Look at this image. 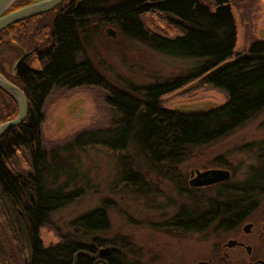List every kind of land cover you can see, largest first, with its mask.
Instances as JSON below:
<instances>
[{
  "label": "trees",
  "instance_id": "16d2710c",
  "mask_svg": "<svg viewBox=\"0 0 264 264\" xmlns=\"http://www.w3.org/2000/svg\"><path fill=\"white\" fill-rule=\"evenodd\" d=\"M34 1L20 0L10 12ZM150 13L163 25L149 28L143 18ZM107 25L160 53L197 59L199 64L165 82L115 86L85 53L91 32ZM236 43L231 0H66L0 32V73L28 101L24 123L0 139V263L93 264L100 249L110 247L107 264H128L126 254L133 251L129 240L101 236L111 228L108 201L71 223L74 238L49 248L40 239L50 215L81 196L80 190L63 192L61 185L54 189L68 175L65 154L90 145L122 153L119 182L128 193L150 192L135 169L137 157L148 172L175 185L185 201L169 222L172 230L188 234L213 227L225 233L240 227L264 194V171L254 169L242 183L215 185L200 194L186 185L179 169L194 149L231 134L264 110V40L234 59ZM22 58L14 74H8L5 65ZM195 81L222 90L227 102L208 110L163 107L164 96ZM82 87L105 92L110 125L83 131L61 146L47 145L42 130L49 97L56 89ZM17 115L16 103L0 89V125ZM131 147L136 158L127 154ZM19 156L29 169H22ZM223 165L230 168L228 162Z\"/></svg>",
  "mask_w": 264,
  "mask_h": 264
},
{
  "label": "rangeland",
  "instance_id": "374dc122",
  "mask_svg": "<svg viewBox=\"0 0 264 264\" xmlns=\"http://www.w3.org/2000/svg\"><path fill=\"white\" fill-rule=\"evenodd\" d=\"M205 1L210 3V0ZM231 3L237 25L235 59L237 54H246L253 42L264 40V0H231ZM143 19L151 29L163 25L155 13ZM85 53L105 78L120 88L165 82L199 64L197 59L166 55L130 40L114 25L100 26L96 32H91ZM19 60L5 65L8 74H14ZM32 66L39 67L37 62ZM226 102L225 92L200 81L162 98L164 108L184 111L208 110ZM45 115L42 131L49 146L64 145L83 131L105 128L111 122L105 92L93 87L56 89L47 101ZM121 154L102 145H90L65 154V159H70L68 175L60 177L54 189L61 185L63 192L80 190L81 196L54 211L48 224L40 229L45 248L74 238L71 223L108 201L111 228L101 236L108 239L121 236L129 240L133 251L126 254L128 264H251L257 259L264 260V194L249 218L230 233L210 227L202 232L183 234L172 230L169 222L183 206L185 197L173 183L148 172L132 147L127 154L136 158L135 169L145 177L150 192H126V185L119 182L118 157ZM19 159L22 169H29L23 156ZM225 162L230 168L224 167ZM179 169L189 188L191 172L195 170L227 169L233 183L246 181L254 169L264 171V110L231 134L194 149ZM205 189L198 193H205ZM247 224L254 225L249 235L243 231ZM234 239L252 246L253 256L249 257L241 248H223Z\"/></svg>",
  "mask_w": 264,
  "mask_h": 264
},
{
  "label": "water",
  "instance_id": "95a60500",
  "mask_svg": "<svg viewBox=\"0 0 264 264\" xmlns=\"http://www.w3.org/2000/svg\"><path fill=\"white\" fill-rule=\"evenodd\" d=\"M18 1L20 0H0V32L18 22L51 12L62 5L66 0H35L34 2L16 11L10 12L12 7ZM108 32L110 34L113 33L111 30H109ZM26 56L27 54H25L23 58H25ZM23 58L19 60L17 66L22 62ZM0 89L8 94L14 100L18 107L17 117L0 125L1 139L11 129L24 123L28 115V101L24 92L17 85L8 80L2 73H0ZM231 178V172L227 169H211L205 171L196 170L192 173L190 186L194 188H205L218 184L228 183L231 181ZM251 229L252 224H247L244 227V232L250 233ZM235 245V241H229L227 247L232 248ZM248 250H250V248ZM110 253V247H105L100 250L101 256H107ZM103 263L107 264L105 261H103ZM260 263L264 264V261H261ZM198 264L210 263L200 262Z\"/></svg>",
  "mask_w": 264,
  "mask_h": 264
},
{
  "label": "flooded vegetation",
  "instance_id": "af4514ba",
  "mask_svg": "<svg viewBox=\"0 0 264 264\" xmlns=\"http://www.w3.org/2000/svg\"><path fill=\"white\" fill-rule=\"evenodd\" d=\"M196 171V170H195ZM194 171H192L191 172V178H192V173H193ZM232 175V174H231ZM232 179V178H231ZM231 182V181H230ZM230 182H228V183H230ZM223 184H226V183H223ZM219 185V184H218ZM189 186H190V182H189ZM210 187H213V186H210ZM191 188H193V189H196V190H201V189H205V188H209V187H205V188H194V187H191ZM249 218V217H248ZM247 218V219H248ZM246 219V220H247ZM246 226V225H245ZM244 226V227H245ZM244 227H243V231H244ZM254 227V225L252 224V228ZM252 230V229H251ZM234 231V230H233ZM230 232H232V231H229V232H225V233H230ZM245 233V232H244ZM250 233H245V235H249ZM230 241H235L236 242V245L234 246V247H232V248H230V249H233V248H241V249H244L245 251H246V253H247V255L249 256V257H252L253 256V247L252 246H250V245H247L245 242H243V241H240L239 239H234V240H230ZM229 243V242H228ZM227 243V244H228ZM227 244H225V245H223V248H229V247H227ZM250 248V250H248ZM103 249V248H102ZM101 250V249H100ZM108 256V255H107ZM107 256H101L100 255V251H99V253L98 254H96L95 256H94V263L93 264H104L103 263V261H105L106 263H107V261H106V259H105V257H107ZM261 261H264L263 259H257L255 262H252L251 264H261L260 262ZM73 264H77L76 262L75 263H73ZM210 264H212V262H210Z\"/></svg>",
  "mask_w": 264,
  "mask_h": 264
}]
</instances>
